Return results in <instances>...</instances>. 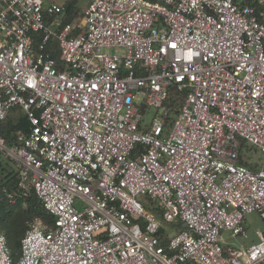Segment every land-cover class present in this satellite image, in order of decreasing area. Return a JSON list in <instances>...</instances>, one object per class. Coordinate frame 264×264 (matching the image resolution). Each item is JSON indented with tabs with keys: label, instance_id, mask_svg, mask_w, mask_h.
I'll use <instances>...</instances> for the list:
<instances>
[{
	"label": "built area",
	"instance_id": "built-area-1",
	"mask_svg": "<svg viewBox=\"0 0 264 264\" xmlns=\"http://www.w3.org/2000/svg\"><path fill=\"white\" fill-rule=\"evenodd\" d=\"M64 10L0 0V122L30 123L0 136L6 197L34 192L55 218L24 221L16 261L0 233V264H264V0H89L60 27ZM171 88L185 96L163 133ZM250 214L256 241L224 255Z\"/></svg>",
	"mask_w": 264,
	"mask_h": 264
},
{
	"label": "trees",
	"instance_id": "trees-1",
	"mask_svg": "<svg viewBox=\"0 0 264 264\" xmlns=\"http://www.w3.org/2000/svg\"><path fill=\"white\" fill-rule=\"evenodd\" d=\"M155 1V0H154ZM75 0H70L64 5V15L61 18L60 27L67 23H74L79 17V10L75 6ZM39 38H36L38 41ZM45 50L52 58L58 59V50L55 41L49 40ZM185 92H179L175 88L170 89L166 104L169 111H178L183 102ZM29 120L18 109L12 112L0 122V136L7 142L13 141V132L23 130L28 132ZM246 153L245 149H240V154ZM252 170H258L259 166L254 164L251 156L244 162L240 161ZM17 188L16 171L11 161L0 154V233L4 235L6 244L13 261H16L20 254V242L24 235V221L34 217L40 218L46 224L54 223V216L46 211L34 192H29L25 197L17 196L16 201L10 203L6 193ZM165 243V241H163Z\"/></svg>",
	"mask_w": 264,
	"mask_h": 264
},
{
	"label": "rangeland",
	"instance_id": "rangeland-1",
	"mask_svg": "<svg viewBox=\"0 0 264 264\" xmlns=\"http://www.w3.org/2000/svg\"><path fill=\"white\" fill-rule=\"evenodd\" d=\"M42 1L46 3L47 0H42ZM155 1L160 2V0H155ZM88 2H89V0H81V2H80L81 9L84 6H86ZM81 15H82V11H81V13L79 12V17L76 19V21L81 17ZM58 22L60 23V17L58 18ZM51 40H53V39H51ZM56 48H57V46H56ZM103 51L108 52V53H113V52L120 53L119 50H116V49H113V48H108V49H105ZM154 112H155V110L153 108L147 109V110H143L145 121H148L150 119L151 115ZM175 115H176V113L174 111H169L168 110V115H167V117L165 119V123H164L163 133H167L171 129V126H172V124H173V122L175 120ZM239 141H240V145H241V150L245 149V151H246V153H241L240 161H242V162L246 161L248 159L249 155H250L252 161H254V164H257L259 166V168H260L262 166V160H261V154H260L259 149L257 147H255L254 145L246 143L243 140H239ZM137 199L140 202H142V203L146 202V199L143 198V197H139ZM145 206L147 208H149L150 204L149 203H145ZM250 215L246 216L248 239L244 240V241H248V242L251 241V239H250L251 237L250 236L255 235L254 230L257 229V228H259V229L261 228V220L259 219V217L256 214H252L251 216ZM156 217L160 220L162 228L164 229V232L166 234L171 229L180 230L184 226L183 223L180 222L179 220L166 222V221L161 220L159 218V215H157V214H156ZM238 239H240V238L239 237H236V238L231 237L228 232H224L223 231L221 233V240H222L221 246L223 248L224 255H229L230 254L231 248L233 247L232 245H234V241L238 240ZM241 242H243V241H241ZM244 246H246V245L239 246V247H236V248H241V247H244Z\"/></svg>",
	"mask_w": 264,
	"mask_h": 264
},
{
	"label": "crops",
	"instance_id": "crops-1",
	"mask_svg": "<svg viewBox=\"0 0 264 264\" xmlns=\"http://www.w3.org/2000/svg\"><path fill=\"white\" fill-rule=\"evenodd\" d=\"M68 1H70V0H47L46 1V3H50V2H53V3H57V4H60V5H65V3L66 2H68ZM76 2H75V6H76V8L80 11V13H81V11L85 8V6L81 9V6H80V2H81V0H75ZM64 15V14H63ZM63 15H61L60 16V20H61V18L63 17ZM252 215V214H251ZM250 215V216H251ZM246 226H247V223H246ZM259 228H257V229H255L254 230V232H255V235H252V236H250L251 238V241L250 242H248V241H244L245 239H241L240 237V239H238V240H235L234 241V245H232L231 247V250H233V249H235L236 247H239V246H243V245H249V244H251V243H253V242H255L256 241V239H257V237H256V231L258 230ZM248 239V238H247ZM246 239V240H247ZM241 241H243V242H241ZM239 245V246H238Z\"/></svg>",
	"mask_w": 264,
	"mask_h": 264
}]
</instances>
